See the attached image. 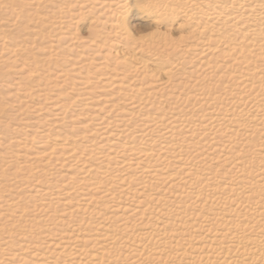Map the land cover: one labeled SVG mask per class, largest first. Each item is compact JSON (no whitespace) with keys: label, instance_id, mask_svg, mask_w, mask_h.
Returning <instances> with one entry per match:
<instances>
[{"label":"rangeland","instance_id":"374dc122","mask_svg":"<svg viewBox=\"0 0 264 264\" xmlns=\"http://www.w3.org/2000/svg\"><path fill=\"white\" fill-rule=\"evenodd\" d=\"M96 1L0 0V264H21L12 263L8 252L36 248L63 263L83 248L86 253L104 249L105 258L118 264H264V9L257 5L248 16L223 0H118L110 9ZM211 8L231 14L232 20L210 15ZM252 29L260 34L253 37ZM63 36L77 42L65 43ZM215 37L218 47L202 52L207 39ZM85 41L98 43L106 59L91 55ZM233 46L247 51L240 67L218 56ZM107 56L118 64L112 66ZM122 64L134 69L123 73ZM248 65L252 72L246 71ZM104 73L126 76L135 89L130 97L141 99L136 117L126 118L129 133L120 140H133L139 131L167 144L160 159L154 155L145 161L150 176L113 167L114 156L103 152L109 140L81 131L83 125L95 127L94 115L81 112L95 103L90 94H97L100 84L94 77ZM120 95L125 97L116 95L109 103L114 115L95 114L105 122L120 120L118 114L130 107ZM56 105L65 107L66 120L50 115L48 109ZM157 115L184 123L166 135L162 125L141 121ZM82 119L86 124L79 123ZM204 121L216 125L206 129ZM114 125L110 132L119 128ZM40 135L49 137L46 144L66 139L82 161L87 159L79 163L95 170L86 178L100 180L111 198L95 196L85 210L65 217L66 209L79 202L68 195L66 205L58 191L66 184L62 178L79 177V169L58 163L66 159L62 152L44 161L34 158L30 153ZM145 143L146 138L135 147ZM85 144L91 154L84 152ZM100 166L109 172L96 174ZM77 228L88 235L107 231L120 240L106 247L96 240L95 247H85L69 236ZM67 240L68 253L53 254L45 246ZM141 248L138 258L129 255Z\"/></svg>","mask_w":264,"mask_h":264},{"label":"bare ground","instance_id":"6f19581e","mask_svg":"<svg viewBox=\"0 0 264 264\" xmlns=\"http://www.w3.org/2000/svg\"><path fill=\"white\" fill-rule=\"evenodd\" d=\"M115 1H118V0H97L96 1V6L98 7H102V6H107V9H110L115 3ZM224 3H230L232 6V8H234L235 10L245 14V15H248V16H253L254 15V8L259 5L262 7V9H264V0H223ZM36 2V1H35ZM95 3V1H93ZM93 3V4H94ZM95 5V4H94ZM86 6V5H84ZM95 7V6H94ZM82 8V7H81ZM99 8H97L98 10ZM212 9V8H211ZM100 10V9H99ZM98 10V11H99ZM105 10V8H104ZM80 11V10H79ZM102 11V10H100ZM212 12L209 13L210 15L212 16H216V17H219V18H222L224 21H231L232 20V15H223L222 12H219L216 8L215 9H212L211 10ZM81 12V11H80ZM102 13V12H101ZM101 15V14H100ZM106 18V17H105ZM115 24V23H114ZM250 29V28H249ZM251 35L253 37H257L260 33L257 29H252V30H249ZM247 31V32H249ZM245 31V33H247ZM66 34V33H65ZM240 34V33H239ZM248 34V33H247ZM243 35V33H242ZM246 35V34H244ZM244 35L243 37H241L242 39H244ZM250 35V34H249ZM247 37V36H245ZM251 37V36H250ZM219 38V37H218ZM240 38V39H241ZM76 41V38H70L69 36H63V40L65 43H71L72 40ZM78 39V38H77ZM60 41V40H59ZM93 41V40H92ZM91 41V42H92ZM62 41V43H64ZM77 42V41H76ZM206 42V41H205ZM61 43V42H59ZM85 43H89V42H86ZM73 44V42H72ZM70 44V45H72ZM82 44V43H81ZM84 44V43H83ZM98 44V43H97ZM96 43H89V50L91 49L92 53L95 54L96 56H98L97 58L99 59V61H104L105 56L104 55H101V47L99 45H97ZM220 44V40H218L216 37L215 39L214 38H208L207 39V43L205 45H203V51L202 52H205L206 53H209L211 52L213 49L215 50V48L218 47V45ZM86 45V44H85ZM67 46H69L67 44ZM206 46V47H205ZM79 47H80V44H79ZM87 47V46H85ZM243 48L241 47H236V46H233L232 48L228 49V51L226 52H218V56L222 57V56H225L226 59L232 63L230 64V66H236V67H240L242 66L244 63H246L247 61V57H246V54L247 51H242ZM88 50V51H89ZM249 51V49H248ZM87 52V51H86ZM250 52V51H249ZM107 53H108V56H112V53L110 50H107ZM114 53V52H113ZM116 54V53H115ZM88 55H90L88 53ZM107 56V57H108ZM224 57V58H225ZM96 58V59H97ZM109 59V62L110 64L113 65H116L118 64V59H115V58H107V60ZM206 60V59H205ZM204 60V61H205ZM203 61V62H204ZM228 63V62H226ZM99 64V63H98ZM97 64V65H98ZM102 62L98 65L101 66ZM207 63L205 62V64H203L204 66L206 65ZM122 64L121 65V70H123V73H127L128 71H132L131 68L132 67H128L126 65ZM103 68V66H102ZM134 69V68H133ZM246 71L248 72H252L253 69L252 67H247ZM78 76V75H77ZM242 76H240V79H241ZM81 78V77H80ZM95 84H100V87H99V92H97V94H95V92L92 91V93H88L87 94H90L91 97L95 98V103H93L92 105H89L88 106V109L85 108L84 110H82L81 114L83 116H87L89 113L91 115H94L93 116V122L95 123V127H91L90 129H88V125H83L84 126V131L81 130L82 132H87L89 133L90 131L93 132L94 135L98 134V135H101V136H104V138H107L109 140L107 146L108 147H105V150L103 152H106L108 155H111V156H114L112 157L111 159V162H109L110 165H112L113 167H118V168H122V169H126V168H132L133 170H135L137 173H139L141 176L143 173L145 174H148L150 176V174L152 173L151 170H150V167L146 166L145 164V161L147 160V158H152L154 155H156L158 158L156 159H160L161 155H163V153L165 154V152L167 151L168 147H167V144L165 146H163V144H158L156 141L152 140V139H149L148 140V136L149 134H140L139 131H136L137 133H135V136L132 137L133 140H129V141H123L124 139L120 140V137L122 136H125L126 134L129 133V131L127 132V129L125 126L128 125V122L127 119H129L133 114L134 116L136 117V114L133 113V111L135 110V108L137 107H140L141 106V99H138V97L140 96H136L135 94V97H130V94L128 92H133V85L129 86V84H127L128 82L124 81L126 80V76H124V78L120 79L117 77H113L112 76H109L108 74H101V75H98V76H95ZM93 78V79H94ZM85 79V78H83ZM239 79V80H240ZM236 82H237V79H235ZM239 80L237 82V84L239 83ZM86 81V79H85ZM244 82V81H243ZM241 83V81H240ZM239 83V84H240ZM94 84V85H95ZM133 84V83H132ZM243 85L245 87H247L246 83H242V87ZM249 86V85H248ZM251 86V85H250ZM249 86V87H250ZM248 87V88H249ZM98 87L95 86V89L97 90ZM244 88V87H243ZM243 88H241L243 90ZM247 88V89H248ZM255 90H257V88L259 87H254ZM239 89V87H238ZM135 90V89H134ZM248 90L251 91V89L249 88ZM254 90V89H253ZM249 91V93H250ZM253 92V91H252ZM125 93V97L124 95H120L122 96L123 100L128 103V105L130 106L129 107V112H122V114H118L120 118V120H118L117 122H105L106 119L104 120L103 118L101 117H98L95 113L96 112H102V113H107L110 115L112 114V106L109 105V103H111V99H114L117 97L116 95H119V94H123ZM129 95H128V94ZM95 94V96H94ZM87 96V95H86ZM237 98V97H236ZM243 98V97H242ZM70 99V98H69ZM92 99V98H91ZM237 100V99H236ZM239 100V99H238ZM241 100V99H240ZM243 101V99H242ZM67 102V101H66ZM75 102V101H74ZM73 102V103H74ZM93 102V101H92ZM91 102V103H92ZM124 102V103H125ZM69 103V102H68ZM78 103V102H77ZM113 103V102H112ZM239 103V102H238ZM58 104V103H57ZM65 104V103H63ZM71 104V103H70ZM85 104V103H84ZM87 104V103H86ZM240 104V103H239ZM244 104V103H243ZM55 105V104H54ZM53 105V106H54ZM127 105V106H128ZM241 105V104H240ZM52 106V107H53ZM57 106V105H56ZM65 106V105H64ZM85 106V105H84ZM242 106V105H241ZM87 107V106H86ZM239 107V106H237ZM83 108V106H82ZM131 108V109H130ZM68 109V108H67ZM65 107H61V106H57L55 107L54 109L52 110H49L48 111H51L50 112V115L55 117V118H60V119H63V118H66V111H65ZM120 110V109H119ZM126 111V110H125ZM68 114V113H67ZM114 115V114H112ZM140 115V114H139ZM148 115V114H146ZM155 115V114H154ZM82 116V117H83ZM108 116V115H107ZM142 116V115H140ZM180 116V115H178ZM177 116V117H178ZM222 116V115H220ZM225 116V115H224ZM77 117V116H76ZM80 117V116H79ZM88 117V116H87ZM90 117V116H89ZM95 117V119H94ZM106 117V116H105ZM133 117V116H132ZM181 117V116H180ZM228 117V116H227ZM261 117V116H260ZM50 119V117H48ZM127 118V119H126ZM134 118V117H133ZM179 118V117H178ZM210 118V117H209ZM220 118H223L220 117ZM226 118V117H225ZM53 119V118H52ZM51 119V120H52ZM68 119V118H67ZM131 119V118H130ZM165 120H163V118H161L159 115L157 116H154V117H151L149 118V116L145 119H141V121L143 122H146L148 126H153V125H162L163 126V131H165L164 133L167 135V133H169L170 131H172L173 129H177L180 125L179 123L181 122L179 119H176V117L174 118H169V120L167 121L166 118H164ZM168 119V118H167ZM205 119V118H204ZM213 119V118H211ZM224 119V118H223ZM63 120H66V119H63ZM83 121L82 122H79L80 124H86L84 119H82ZM217 120V119H216ZM219 120H222V119H219ZM218 120V121H219ZM259 120H261L259 118ZM56 121H60V120H56ZM203 121V120H202ZM225 122H228L226 119L224 120ZM258 121V120H257ZM54 122V121H53ZM51 122V123H53ZM142 122V123H143ZM164 122V123H163ZM208 124H206V123ZM215 122V121H214ZM214 122H207V121H204V125L207 126L206 129H208V126L211 127V126H214L216 125ZM220 122V121H219ZM260 122V121H259ZM56 123V122H55ZM115 124H117V127H119L115 133L113 132H110L109 130V126L110 127H114L115 128ZM181 123H184V122H181ZM191 123V122H190ZM229 123V122H228ZM50 124V123H49ZM144 124V123H143ZM142 124V125H143ZM177 124L179 125L177 127ZM187 124V123H186ZM189 125V124H188ZM82 126V125H81ZM145 126V124H144ZM161 126V127H162ZM167 126V127H166ZM182 126V124H181ZM187 126V125H186ZM203 126V125H201ZM234 126V125H233ZM125 128V129H124ZM144 128V127H143ZM147 128V127H146ZM153 128V127H152ZM187 129V127H185ZM88 129V131H87ZM160 129V130H161ZM172 129V130H171ZM175 129V130H176ZM184 129V128H183ZM150 130V129H149ZM182 130V129H181ZM144 131V130H143ZM190 130L186 131V132H189ZM79 132V131H78ZM81 132V133H82ZM153 132V131H152ZM180 132V131H179ZM193 132V131H192ZM192 132H190L192 134ZM229 132V131H228ZM42 133V132H41ZM80 133V134H81ZM148 133H150V131H148ZM177 133V132H175ZM182 133V132H181ZM37 134H40V133H37ZM78 134V133H77ZM171 134V133H170ZM170 134H168L170 136ZM82 135V134H81ZM186 135V134H185ZM32 136V135H31ZM50 137H52L51 135H49ZM78 136V135H77ZM189 136H192V135H189ZM47 136H43V135H40L38 136V145L35 147L36 150H34L35 152H31L30 154L32 156H34V158H40L39 160L44 159L46 157H49L52 156L53 154L55 153H59V152H62L65 154V159L64 161L63 160H59L60 162L58 163H66L67 166L69 165V163H71L72 165H75L77 164V168L76 169H79L77 171V175H79V177H73L71 180H69V182H67L68 180V177L67 176H64L62 179L63 181L66 183L65 185H63L60 189V191H58V194L60 195L61 198L64 199V202L66 203V205L69 204V202H67L66 198H64L65 196H68V195H76L77 197V200L79 202L78 205H72L71 207H68L69 210L66 209V212L63 214L65 215V217H73V216H76L79 211H83L86 209L87 206H90L92 203H93V199L96 197H99L101 199H109L111 198V193L109 192L110 189L106 186L103 185V183L100 181V180H97V179H93V181H90L89 179H87V173L90 172V171H93L95 173V170L94 169H90V167H86V166H83L82 164L83 163H79L80 161H82V157H79L80 153H78V151L76 152L75 148L72 147L71 145L69 146V144L67 145V142H66V139L62 138L60 139L59 137H57V139H55L53 142H50L48 144H46V140L47 138H45ZM54 137V136H53ZM114 137L113 140H110L109 138H112ZM128 138H131V137H128ZM146 138V143L144 144V148L141 147L140 148H137L135 146H138L137 143L139 142V140H144ZM157 138V137H156ZM35 139V138H34ZM45 140V141H44ZM29 141V140H28ZM138 141V142H137ZM141 142V141H140ZM163 142V140H162ZM32 143V142H31ZM84 143H87V141L85 140ZM160 143V142H159ZM166 143V142H165ZM170 143V142H169ZM36 144V143H35ZM90 144V143H89ZM88 144V145H89ZM91 146V145H90ZM82 147V146H81ZM86 147H88L86 144L83 146V149H84V152L86 153H90L92 150H88ZM92 148V146H91ZM27 149V147H26ZM30 149V148H29ZM81 150V149H80ZM95 150V149H94ZM166 150V151H165ZM154 153V154H153ZM91 154V153H90ZM90 154H86L89 158H90ZM93 154V153H92ZM83 155V153L81 152V156ZM86 156V157H87ZM85 157V156H84ZM110 157V156H109ZM117 157V159H116ZM73 158V159H71ZM119 158V159H118ZM163 158V156H162ZM87 159H84L82 162L86 161ZM42 161V160H41ZM53 163V162H52ZM80 167V168H79ZM109 172V167L108 166H100L98 167L97 169V172L96 174H99V175H106V173ZM182 173V172H181ZM184 174V173H183ZM194 174V173H193ZM193 174H191L190 172L187 173L188 176H192ZM196 175V174H195ZM169 176H164L162 179H167L169 178ZM189 177V178H190ZM194 177V176H193ZM163 181V180H162ZM137 190H139L141 193H142V188H138ZM74 191V192H72ZM137 191V192H139ZM42 193V192H41ZM140 194V193H138ZM147 197H149L148 195L143 198V199H140L138 201V204L140 206H143V204L145 203V201L147 200ZM113 207H115V209L117 211H119V209H123V207L121 206H118V205H115V204H112ZM73 219V218H72ZM75 219V218H74ZM72 222V221H71ZM85 222V221H84ZM82 228V226H81ZM79 229L80 228H77V229H74V232H76V235H69L71 236V239L72 240H78L76 242H81L83 241V244L85 245V247H95V241H99L100 243H97L98 244H103L104 247L106 246H109L110 244H115L117 243L120 239H118L116 237V235H114L113 233H109V232H104V231H99L96 235H88L87 233H79ZM90 231V230H89ZM91 232V231H90ZM63 233V237L64 239H67V236L64 232H61ZM224 233V231H223ZM221 237L224 236V234L222 235V233L220 234ZM219 235V236H220ZM81 237V238H80ZM129 238V237H128ZM262 238V237H261ZM131 240V238H129ZM221 239V238H220ZM69 240V239H68ZM66 241L67 243L66 244H61V243H53V242H48L45 246H47V248L50 250V251H53V254L55 252H59V253H68L69 251V246H68V242L69 241ZM129 240V241H130ZM217 240V238L215 239ZM63 243V242H62ZM44 245V244H43ZM30 246V245H29ZM42 246V245H41ZM40 247V246H39ZM233 249H236V246H231ZM30 249H33V247H30ZM23 250V249H22ZM104 249H101V251L97 252V251H90V253H86L84 252L85 250L83 248H79L77 250L76 255H74L72 257V260H70V263H63L62 261L59 262L58 259L56 258H53L49 253H45V252H42L41 249H34V250H30L29 253L27 252V254H20V253H17L16 255L15 254H11L8 252V256H9V260L12 262V263H21V264H118V263H115V262H112L111 259H107L105 258L104 254L102 253ZM143 248H141V250H133V252L129 255H131L133 258H138L141 253H143ZM68 251V252H67ZM51 253V252H50ZM58 254V253H56Z\"/></svg>","mask_w":264,"mask_h":264}]
</instances>
